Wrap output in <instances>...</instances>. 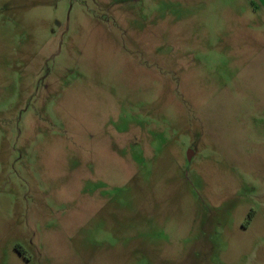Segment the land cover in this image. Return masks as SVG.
<instances>
[{"label": "rangeland", "instance_id": "obj_1", "mask_svg": "<svg viewBox=\"0 0 264 264\" xmlns=\"http://www.w3.org/2000/svg\"><path fill=\"white\" fill-rule=\"evenodd\" d=\"M0 264H264V0H0Z\"/></svg>", "mask_w": 264, "mask_h": 264}, {"label": "water", "instance_id": "obj_2", "mask_svg": "<svg viewBox=\"0 0 264 264\" xmlns=\"http://www.w3.org/2000/svg\"><path fill=\"white\" fill-rule=\"evenodd\" d=\"M191 153V152H190Z\"/></svg>", "mask_w": 264, "mask_h": 264}]
</instances>
